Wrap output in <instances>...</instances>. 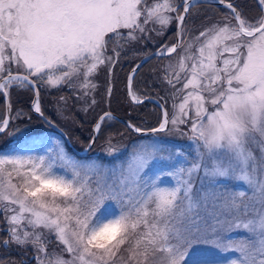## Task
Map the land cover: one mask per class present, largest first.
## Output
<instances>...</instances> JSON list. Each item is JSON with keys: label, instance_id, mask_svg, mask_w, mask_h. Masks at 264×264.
Returning a JSON list of instances; mask_svg holds the SVG:
<instances>
[{"label": "snow or ice", "instance_id": "1", "mask_svg": "<svg viewBox=\"0 0 264 264\" xmlns=\"http://www.w3.org/2000/svg\"><path fill=\"white\" fill-rule=\"evenodd\" d=\"M58 122L111 166L44 136L0 150V264H264V0H0V141ZM149 135L190 151L119 160Z\"/></svg>", "mask_w": 264, "mask_h": 264}, {"label": "rangeland", "instance_id": "2", "mask_svg": "<svg viewBox=\"0 0 264 264\" xmlns=\"http://www.w3.org/2000/svg\"><path fill=\"white\" fill-rule=\"evenodd\" d=\"M119 99H120L119 98V95L116 94V101L114 102V104L117 103ZM113 108L114 109H117L118 106L117 107H114L113 106ZM78 118H81L82 119V117H78ZM36 124L39 126L38 129L40 131L47 130V129L50 128L49 126H47L46 124H43V123H36ZM42 125H44L45 127H43ZM78 127L79 126H74L72 128H78ZM72 128H70V129H72ZM43 136L44 137H50V138H52L53 143L50 145V147H55V141L56 140H60L57 136L52 135V134H48V133L47 134H43ZM28 137L29 136L25 132L23 133V135H18V133H17L14 136H10V137H8L6 139V140L9 141L8 144H7L8 146L6 145L5 148H2L0 150H2V151L13 150V151H20V152L25 151V150L28 149V147H29L30 144H28L29 142H26V141L23 142V141L25 139H27ZM141 141H143V142H153L157 146H160L161 149L163 151H166V152L167 151H170L172 149H175V148L183 149L185 152L190 151V145L186 144L185 142L178 141V140H175V139H172V138H167V137H162V136H158V137H152V136L140 137L139 139H133V140H130V141H126L127 143L125 142V144L128 145V149H127V152H126L124 158L123 157L121 159L119 158V160H121V161L125 160L127 158V156H128V151H130L131 148L135 147V145H136L137 142H141ZM100 148H101L100 150L97 149L94 152V156H95L94 158L89 157L88 159H85V160H77V161H81V162L97 161L98 162L97 157H103L105 159H111V158L106 157L105 154H104V152L102 151V147H100ZM125 151L126 150L122 151L120 153V155L123 152H125ZM66 152H67V150H66ZM68 155L73 160H76L69 153H68ZM120 155H119V157H120ZM178 162H179V160L177 159L174 163H178ZM154 164L156 165V167L154 168V171H162L164 169H167V168H170V167L173 166V163H169L168 161H156V162H154ZM108 165L111 166V163H109ZM166 183L167 184H172V183H174V181H172L171 178H168L166 180ZM229 187H231L233 190H244L245 189V185H243L242 183H238V182H232V183H230L229 184ZM232 238L233 239H237V238H247V236H246V233H244V232H236V233L233 234ZM198 255L200 257L206 259L207 261L212 262V264H217V262H219V264H223V262L226 261L229 258L228 256L221 255L215 249L207 248V247H201L198 250ZM228 255L231 256L232 254L229 253Z\"/></svg>", "mask_w": 264, "mask_h": 264}, {"label": "trees", "instance_id": "3", "mask_svg": "<svg viewBox=\"0 0 264 264\" xmlns=\"http://www.w3.org/2000/svg\"><path fill=\"white\" fill-rule=\"evenodd\" d=\"M243 3H244V5L245 6H250L251 7V5H252V0H243ZM253 14H254V9H253ZM156 65V61L155 60H153V61H151V62H149L148 64H146L145 66H144V69L142 70V72H141V75L142 76H147V75H150L151 74V72H150V70L154 67ZM129 71V69L127 68V65H125L124 66V69H123V72L121 73V75L123 76L124 74H126L127 72ZM120 85L118 84L117 85V93L116 94H118L119 95V100H118V102L117 103H115L113 106L114 107H117L118 106V109H119V111L116 113V115L118 116V117H121V118H123V119H125L127 116H128V113L129 112H131L132 113V119H138V114H137V112H133L130 108H129V106L124 102V95H123V93L122 92H120L119 91V89H120ZM153 106L152 105H149L148 106V108L150 109V108H152ZM140 111H144L145 113L146 112H148V109H145V108H142V109H140ZM49 116L50 117H52L53 119H55V117H53L54 116V114L52 113V112H50L49 111ZM140 115H143V113H141ZM43 127H45L44 125H42ZM57 126L60 128V129H62L63 131H64V133L65 132H68V139H69V141H70V143H71V145L76 149V150H78V151H82L83 150V147H84V142H86L87 141V138H88V136H87V131H85V129L84 128H81L80 126L78 127V128H72V129H70V128H66L65 126H63L62 124H59V122L57 123ZM38 125L35 123V124H33V125H28V126H26V127H23L22 129H21V131L20 132H17L18 133V135H23V133L25 132L28 136H43V131H40L39 129H38ZM116 127L117 128H121L122 127V124H120V123H117L116 124ZM46 129V128H45ZM16 133V134H17ZM55 136H57L63 143H64V147H65V149L67 150V152L72 156V157H74L76 160H85V159H88L89 157H91V158H94L95 156H94V152L97 150V149H101L100 147H103V140H101V141H99L98 143H97V145H96V147H95V149H93L92 151H90V154H89V156L88 157H86V158H83V159H79V158H77L67 147H66V144H65V142H64V140H63V138L60 136V135H55ZM140 137H136V136H134V138H132V139H129V140H125L124 141V143L126 142V141H130V140H133V139H139ZM29 142L28 144H30L31 143V141L29 140V138H27V139H25L23 142ZM8 140H6V139H4V140H2V141H0V149H2V148H5V146L8 144ZM127 143V142H126ZM8 146V145H7ZM126 152H127V150L125 151V152H123L121 155H120V159L123 157L124 158V156H125V154H126ZM97 160H98V162L99 161H104V162H106L107 164H109V163H112V160L111 159H105V158H103V157H97ZM17 255V253L16 252H12L11 253V256H13V257H15Z\"/></svg>", "mask_w": 264, "mask_h": 264}, {"label": "water", "instance_id": "4", "mask_svg": "<svg viewBox=\"0 0 264 264\" xmlns=\"http://www.w3.org/2000/svg\"><path fill=\"white\" fill-rule=\"evenodd\" d=\"M121 121L122 120H124L123 118H121V117H118ZM47 125V124H46ZM47 126H49L50 127V129L52 130V131H54V132H56L57 134H59L62 138H63V140H64V142H65V144H66V147L77 157V158H79V159H83V158H86V157H88L89 156V154H90V151L89 152H85L84 150H82V151H78V150H76L72 145H71V143H70V141H69V139H68V137H65L64 136V132L61 130V129H59L56 125L55 126H53V125H47ZM150 136V135H149ZM138 137H148V136H138Z\"/></svg>", "mask_w": 264, "mask_h": 264}, {"label": "flooded vegetation", "instance_id": "5", "mask_svg": "<svg viewBox=\"0 0 264 264\" xmlns=\"http://www.w3.org/2000/svg\"><path fill=\"white\" fill-rule=\"evenodd\" d=\"M44 124V123H43ZM30 125H33V124H30ZM52 134V135H59V134H57L56 132H54V131H52L50 128L49 129H47V130H44L43 131V134ZM12 142V141H11Z\"/></svg>", "mask_w": 264, "mask_h": 264}]
</instances>
